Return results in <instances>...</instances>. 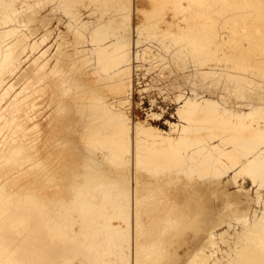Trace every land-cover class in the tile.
I'll list each match as a JSON object with an SVG mask.
<instances>
[{
  "label": "bare ground",
  "instance_id": "6f19581e",
  "mask_svg": "<svg viewBox=\"0 0 264 264\" xmlns=\"http://www.w3.org/2000/svg\"><path fill=\"white\" fill-rule=\"evenodd\" d=\"M149 1L0 0V264H264V100L246 97L241 43L253 28L220 18L262 3ZM169 54L191 57L189 91L167 90L169 106L151 94L135 118L138 62ZM209 69L238 82L212 77L221 90L200 95Z\"/></svg>",
  "mask_w": 264,
  "mask_h": 264
},
{
  "label": "rangeland",
  "instance_id": "374dc122",
  "mask_svg": "<svg viewBox=\"0 0 264 264\" xmlns=\"http://www.w3.org/2000/svg\"><path fill=\"white\" fill-rule=\"evenodd\" d=\"M79 1V0H78ZM134 1V5L135 6H139L140 8H146L147 7V10L148 9H150V7H151V2L149 1V0H133ZM240 2V5L242 6V0H239ZM252 2H254V5H256V4H258V3H260L259 1H261V5H256V7L255 8H252V11L251 10H247V9H251V7L250 8H248V7H240L239 9H240V11H238V9H237V11L239 12H237V14H236V9H235V11H233V13H232V10L231 11H228V13L226 12L225 14H223V15H220V18L222 19V16H223V18H224V16L227 18V19H230L229 21L231 22H234L235 24H238V25H236V27H241L240 29H242V26H244V25H247V26H249V25H251L250 27H251V29L253 28L255 31H254V33H253V29L252 30H249L250 28L249 27H247V29L248 30H246L245 32H241L242 34H241V43L242 44H244V48H243V51H244V54H243V56L244 55H246V56H244L245 58H244V61H250L249 63H252L253 62V64L255 65V66H258V67H248V65H249V63L248 62H245V64H244V69H246V68H248V70H246V71H248L247 73H246V71H245V79L246 80H244L245 81V86H244V92H245V94H246V97H247V95H248V97L247 98H249V99H254L257 95H258V98L256 97V100H258L259 99V96L260 97H263V98H260L259 100H261L262 99V101L264 100V90H263V88H264V79H262V81L260 80V81H258L259 80V78L263 75V77H264V65H260V64H256L255 62H254V60H252V58L250 57L251 55L252 56H254L255 55V52L257 53L255 56L256 57H261V55L264 53L263 51H264V39H263V37H264V9H263V3H264V0H256L257 2H255L254 0H251ZM243 2H244V0H243ZM239 3H238V5L237 6H240L239 5ZM252 6V7H253ZM260 6H261V8L262 9H260ZM244 8V9H243ZM259 8V9H258ZM254 9L256 10V11H254ZM234 10V9H233ZM243 10H246V11H242ZM262 10V11H261ZM253 11L255 12V14L253 15ZM259 11V12H258ZM232 13L233 15H231L230 13ZM248 12H250L249 13V16H247L248 15ZM252 12V13H251ZM263 13V14H261L260 15V13ZM241 14V15H240ZM247 14V15H246ZM250 14H251V16H250ZM214 15H215V13H214ZM218 15V14H217ZM216 15V16H217ZM252 15H253V17H254V19H253V17H252ZM230 16V17H229ZM242 16V18H240L239 19V17H241ZM245 16V17H244ZM246 16H247V18H246ZM259 18H258V17ZM229 17V18H228ZM171 18V17H170ZM219 18V17H218ZM221 19H219V21H221ZM239 19V20H238ZM246 19V20H245ZM252 19V20H251ZM255 19H257V20H255ZM259 19H260V22H259ZM262 19H263V21H262ZM139 19L138 18H135V22H137ZM240 20H242V23H241V21ZM251 20V21H250ZM253 20L255 21V22H253ZM178 21H180V23H181V21L182 20H178ZM237 23H236V22ZM251 22V23H248V22ZM256 21H258V23H256ZM239 22V23H238ZM245 22V23H244ZM254 23V25L255 26H257V25H259V23L261 24V25H259V26H261V28H263L262 30H260V27L258 26L257 28L254 26V27H252V25H253V23ZM262 22V23H261ZM182 23H184L183 21H182ZM263 24V25H262ZM258 28H259V30H258ZM227 30V31H229L230 30V28H228V27H220V30ZM250 31V32H249ZM253 33L254 34V36H253V34H250L249 35V33ZM260 32V33H259ZM263 32V33H262ZM245 33V34H244ZM247 34V35H246ZM257 34H260L259 36L257 35ZM254 37V38H253ZM244 38V39H243ZM245 38H246V41H245ZM251 38V39H250ZM257 38V39H256ZM249 40H252V41H249ZM247 43V45H245V42ZM254 42H255V44H254ZM251 43V44H250ZM257 43H258V45H257ZM246 46H247V48H246ZM263 46V47H262ZM143 47V45H141V47L140 48H142ZM159 48V50L161 49L160 47H158ZM256 48H259V49H256ZM260 48H261V50H260ZM249 49V50H248ZM158 50V49H157ZM252 50V51H251ZM259 50V51H258ZM248 51V52H247ZM252 52L254 53V55L252 54ZM262 52V53H261ZM248 53V54H247ZM259 53V54H258ZM261 54V55H260ZM169 55H171V58H170V56ZM168 56H167V60H168V64H167V61H166V59L163 61V62H161V63H159L161 60H159V58H157V57H151V56H149V57H147L148 58V60H151L150 62H152V63H150L149 61H147V58L145 59L147 62H148V64H146L147 62H145L144 60H140L138 63H142L141 65H140V67H138L139 69V72H137V86L139 87L138 89H139V91H137V90H135V92H134V94H133V104H132V106L133 107H131V110H133L132 111V114H133V116L135 117V118H144V116H146L144 113H145V109L144 108H146L147 106H145V105H148V103H149V99H152L154 96H156V97H154L155 99L156 98H158L157 99V102L159 103V105H163V106H165V105H167L170 101H169V99H165L166 97H167V93L165 94V92H168L169 91V89L170 90H172V92H171V94L172 93H174V94H176V92L178 93V91H180V90H182V89H184V90H182V91H185V92H188L189 91V86H190V84H189V82H188V80H189V78H188V75L190 74V73H192V70L190 71V69L189 68H191L192 69V59H191V57L188 59V60H186V59H180V61H178V65H181L182 63H184V60H186L187 62H185V64H182L181 66L182 67H184V65H186V67H188V69L189 70H187V68H182V67H177L178 65H176V64H174V61L172 60V56H173V54H169ZM249 55V56H248ZM258 55V56H257ZM260 55V56H259ZM177 56V55H176ZM254 56V57H255ZM151 57V58H150ZM178 57H181V55L179 54L178 55ZM210 57V56H209ZM212 57V56H211ZM210 57V58H211ZM246 57H248L247 59H246ZM263 57H264V55H263ZM262 57V58H263ZM153 58V59H152ZM154 59H157V60H154ZM233 59V58H232ZM249 59V60H248ZM264 59V58H263ZM181 60H182V62H181ZM210 59H208L207 60V62L209 61ZM231 60V59H230ZM144 61V62H143ZM155 61H156V63H155ZM159 61V62H158ZM173 61V62H172ZM232 61V60H231ZM243 61V62H244ZM210 63H212V64H215V62H214V60H213V58H211V61H209ZM166 65H165V64ZM188 63V64H187ZM191 63V64H190ZM233 63V62H232ZM145 64V65H144ZM149 64L150 65H152L153 67H150V69L152 68L153 70L152 71H146V69L145 68H147V66L149 67ZM155 64V65H154ZM158 64H160V65H158ZM171 64V65H170ZM211 64V67L212 66H214V65H212ZM252 64V65H253ZM263 64H264V62H263ZM163 65V66H162ZM167 67V65H168V68H165V66ZM188 65V66H187ZM175 68H174V67ZM202 67H203V65H201ZM250 66V65H249ZM261 66H263V68H261ZM155 68V69H154ZM161 68V69H160ZM162 68H163V71H160V70H162ZM176 68H178V71H179V73H178V71H177V69ZM180 68L182 69V70H180ZM250 68V69H249ZM251 68H253L252 69V71H251ZM257 68H259V70L260 71H256V70H258ZM143 69V70H142ZM147 69H149V68H147ZM149 69V70H150ZM167 69H168V71H167ZM169 69H172L173 71L171 72V74L169 73ZM254 69H255V71H254ZM141 70V71H140ZM164 70H165V72H164ZM187 70V71H186ZM261 70H263L262 72H261ZM144 73H143V72ZM160 73H159V72ZM209 71H212V73L210 72V75H209V73H207L208 75L207 76H209V77H206V78H204V79H201V81H200V84H199V82H198V87L197 88H199V89H197L198 91H199V94L200 95H202V94H205V92L204 91H209L211 88L213 89V87H214V85L216 86V84H220L221 82H222V84H220V87H221V91H223V89L228 85V86H231L232 84H235L236 85V83L238 82V78L237 77H232L231 75H229V76H226V75H222V77L223 76H225V78L224 79H221L222 77L220 76V75H217V74H219V73H215V72H213V69H209ZM251 71V72H250ZM253 71H254V73H253ZM155 72V73H154ZM157 72V73H156ZM162 72V73H161ZM163 72L165 73V74H163ZM190 72V73H189ZM202 72H203V70H202ZM250 72V73H249ZM259 73V75H258V73ZM140 73V74H139ZM142 73H143V76H145V77H143L142 76ZM146 73V74H145ZM249 73V74H248ZM252 73V74H251ZM261 73H263V74H261ZM153 74V76L154 77H152L151 75ZM188 74V75H187ZM247 74V75H246ZM255 74H257V75H255ZM164 76V77H162V76ZM187 75V76H186ZM206 75V74H205ZM204 75V76H205ZM212 75V76H211ZM215 75V76H214ZM251 75V76H250ZM255 75V76H254ZM157 76L159 77L158 79H157ZM203 76V75H202ZM219 76V77H218ZM249 76V77H248ZM212 77H215V81L217 80V82H215L214 83V85H211V84H213V82H214V79L212 78ZM227 77H229V78H227ZM230 77H232V78H230ZM141 78H143V79H141ZM155 80H154V79ZM164 80V82H163V80ZM188 78V79H187ZM210 78V79H209ZM218 78V79H217ZM220 78V79H219ZM235 80H234V79ZM258 78V79H257ZM262 78V77H261ZM260 78V79H261ZM162 81H160V80ZM225 79H227V80H225ZM230 79V80H229ZM150 80H153L152 81V83H151V81ZM213 80V81H212ZM219 80H220V83H219ZM223 80H225V81H227V82H225V81H223ZM252 80H253V82H252ZM255 80V81H254ZM158 82V81H160V82H158V83H154V82ZM179 81V82H178ZM205 81V82H204ZM235 81V82H234ZM240 81V80H239ZM150 82V83H149ZM166 82V83H165ZM169 82V83H168ZM177 83L178 84V87H177V84H176V86H175V88H174V86H173V88L172 87H170V86H172V85H170V83L172 84V83ZM207 82V84L206 85H204V83H206ZM229 82V83H228ZM252 82V83H251ZM255 82H256V84H255ZM162 83H165L166 85H170L169 87L168 86H166L165 84H163V85H165V86H162V89L164 88V89H166L165 91H164V89L162 90L161 89V86L160 85H162ZM224 83L226 84V85H224ZM228 83V84H227ZM249 83V84H248ZM251 83V84H250ZM262 83V84H261ZM152 84V85H151ZM153 84H155V85H157V87H158V85H159V87L157 88L155 85H153ZM181 84H182V86H181ZM248 84V85H247ZM252 84H254V86L252 85ZM147 85V86H146ZM204 85V86H203ZM225 87H224V86ZM234 85V86H235ZM249 85H251L250 87H249ZM155 87L156 88V90L154 91V89L153 88H151V87ZM212 86V87H211ZM146 87V88H145ZM149 87L151 88V89H149ZM210 87V88H209ZM219 85H217V89L218 90H215V89H213L212 91L213 92H211V94H215V91H220L219 90ZM224 87V88H223ZM256 87V89H254ZM260 87H261V89H260ZM142 88H145V89H142ZM148 88V89H147ZM168 88V89H167ZM248 88H250V90L248 89ZM158 89H160V90H158ZM180 89V90H179ZM238 89V87L236 88V90ZM246 89H248V90H246ZM252 89V90H251ZM151 90V91H150ZM161 90H162V93H161ZM168 90V91H167ZM178 90V91H177ZM227 90V89H226ZM226 90H224V91H226ZM261 90V91H260ZM149 91V93H147ZM152 91H153V93H152ZM160 93H158V92ZM174 91V92H173ZM211 91V90H210ZM249 91H251V92H249ZM258 91V92H257ZM151 92V93H150ZM164 92V93H163ZM236 93H235V95L237 94V92H238V90L237 91H235ZM254 92V93H253ZM259 93V94H257V93ZM146 93V94H145ZM208 93V92H207ZM249 93H251V96H250V94ZM141 94H142V96H141ZM151 94H153V96L151 95ZM154 94H156V95H154ZM253 94L255 95V97H252L253 96ZM146 95V96H145ZM152 96V98H151V96ZM262 95V96H261ZM150 96V97H149ZM165 96V97H164ZM250 96V97H249ZM144 97H146V98H148V99H146V98H144ZM163 97H164V100H162L163 99ZM145 100H144V99ZM162 98V99H161ZM142 99V100H141ZM162 100V101H158V100ZM135 100V101H134ZM148 100V101H147ZM166 100V101H165ZM169 102H168V101ZM139 101L140 102H142L143 101V103H140L139 104ZM148 102V103H147ZM164 102V103H163ZM171 104H172V102H170ZM139 104V105H138ZM141 104H143V105H141ZM141 105V106H140ZM170 105V104H169ZM169 105H167V106H169ZM140 106V107H139ZM145 106V107H144ZM144 114V115H143ZM165 117H167V118H169V116L166 114L165 115ZM160 121V122H159ZM163 121H164V119H159L157 122L156 121H154V122H156V124H158V125H160L161 127H165V125H163L164 123H163ZM153 122V123H154ZM155 124V123H154ZM242 180L240 179V182H241ZM212 199L214 200H212L213 202H216V198L212 195ZM210 207H213V205L212 206H210ZM212 215H213V212H212ZM216 230H217V226H215L214 227V229H213V231L214 232H216ZM216 237H217V235H216ZM214 262H215V258H214ZM211 264H213V259H212V261L210 262ZM208 264H209V262H208Z\"/></svg>",
  "mask_w": 264,
  "mask_h": 264
}]
</instances>
